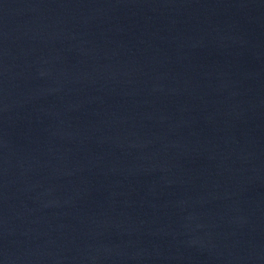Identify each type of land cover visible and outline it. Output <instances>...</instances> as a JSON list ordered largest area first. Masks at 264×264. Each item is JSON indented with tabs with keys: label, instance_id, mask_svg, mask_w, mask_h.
<instances>
[{
	"label": "water",
	"instance_id": "1",
	"mask_svg": "<svg viewBox=\"0 0 264 264\" xmlns=\"http://www.w3.org/2000/svg\"><path fill=\"white\" fill-rule=\"evenodd\" d=\"M0 264H264V0H0Z\"/></svg>",
	"mask_w": 264,
	"mask_h": 264
}]
</instances>
